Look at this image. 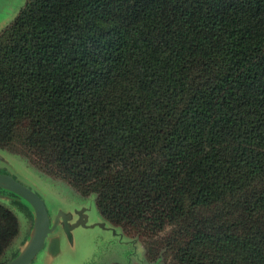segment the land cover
I'll return each mask as SVG.
<instances>
[{"label":"trees","instance_id":"trees-1","mask_svg":"<svg viewBox=\"0 0 264 264\" xmlns=\"http://www.w3.org/2000/svg\"><path fill=\"white\" fill-rule=\"evenodd\" d=\"M0 150L93 194L147 262L264 264V0H26ZM17 232L0 204V264Z\"/></svg>","mask_w":264,"mask_h":264},{"label":"rangeland","instance_id":"rangeland-1","mask_svg":"<svg viewBox=\"0 0 264 264\" xmlns=\"http://www.w3.org/2000/svg\"><path fill=\"white\" fill-rule=\"evenodd\" d=\"M25 1L0 0V31L14 19ZM0 173L11 175L43 199L50 228L58 218L51 233L58 237L57 252L52 254L43 247L29 264H159L147 262L142 243L102 220L94 195L82 192L67 179L46 173L8 150H0ZM0 204L10 209L18 220V232L3 254V260L10 261L29 240L34 211L26 200L1 187ZM79 212L84 214L85 222L67 231L65 221L72 225L78 220Z\"/></svg>","mask_w":264,"mask_h":264},{"label":"water","instance_id":"water-1","mask_svg":"<svg viewBox=\"0 0 264 264\" xmlns=\"http://www.w3.org/2000/svg\"><path fill=\"white\" fill-rule=\"evenodd\" d=\"M0 187L26 200L34 211V221L28 242L13 259L3 264H29L43 247L55 254L58 250V237L52 236L51 233L58 224V218L50 228V217L43 199L31 188L18 182L8 174L0 173ZM84 222V214L79 212L77 221L72 225H68L65 221L64 226L69 231ZM100 224L103 223L100 222Z\"/></svg>","mask_w":264,"mask_h":264}]
</instances>
